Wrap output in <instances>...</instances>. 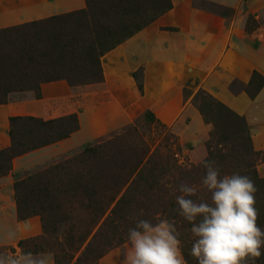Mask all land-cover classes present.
Wrapping results in <instances>:
<instances>
[{
  "label": "trees",
  "instance_id": "trees-1",
  "mask_svg": "<svg viewBox=\"0 0 264 264\" xmlns=\"http://www.w3.org/2000/svg\"><path fill=\"white\" fill-rule=\"evenodd\" d=\"M171 9L170 0H86L82 10L1 28L0 105L8 104L17 92H33L41 98L46 83L65 81L78 87L102 82L101 58ZM263 87L264 77L255 71L244 90L255 99ZM139 90L143 91L141 84ZM193 102L212 126L206 159L216 162L221 175H247L255 182L258 223L264 229V177L256 169L260 153L253 148L245 117L206 92L195 95ZM146 113L148 119L154 117ZM10 123L11 145L0 150V176L10 172L13 159L67 139L80 129L74 114L53 120L13 116ZM134 130L85 146L25 177L15 176L20 220L33 215L42 220L43 235L20 242L24 254L48 251L54 264L74 260L97 264L128 241V229L136 219L156 223L166 218L191 227L177 215L176 196L181 195L178 187L184 182L197 186L193 200L210 202V193L200 185L206 172L203 164L183 166L169 150L160 147L151 152L139 139L130 143L127 138L138 136ZM185 259L193 261L189 253ZM256 264H264V256Z\"/></svg>",
  "mask_w": 264,
  "mask_h": 264
},
{
  "label": "rangeland",
  "instance_id": "rangeland-1",
  "mask_svg": "<svg viewBox=\"0 0 264 264\" xmlns=\"http://www.w3.org/2000/svg\"><path fill=\"white\" fill-rule=\"evenodd\" d=\"M29 2L33 3L36 2V0H19L18 3L19 5H27ZM170 2L172 4V9L159 17L144 30L153 29V31H155L156 28L173 30L174 28L164 23V18L167 20V16L175 8L176 3L180 2V6L185 8L187 14H194L193 11H200L203 13L209 11L211 14L221 18L222 24L226 26L225 37L228 38L230 36L233 43H235V40L243 38L245 42L255 46V49H258L261 44L264 46V36H261V33L264 34V0H170ZM5 8H8V6L5 7L2 5L0 10H4ZM246 52L247 54H253L250 47H246ZM103 58L104 56L101 58V65L103 64ZM102 69L103 80L99 83L72 87L70 90L63 84H61L63 86L59 85L58 88L55 89L52 88L54 86H50L51 84L46 83L49 86L47 88V86H43L45 84L42 85V87H45V94L42 90L44 88H42L41 98H37L33 92H17L13 94L12 100L10 101L9 99L8 103L9 106L13 107V115L11 117L34 116L43 120H53L74 114L79 119L80 129L67 139L49 145L47 148L43 147L45 149H43L40 154H35L33 156L28 155L29 157L27 156V160L32 165L25 167L20 166L23 159H26L21 158L29 153L13 159L10 172L4 176H0V178L11 177L9 181L14 186L16 175L20 174V178L25 177L29 173L37 172L52 163H57L59 160L78 153L85 146H94L104 143L109 139L116 138L119 135L123 136L127 129L133 128L135 129L134 131H137L138 136L136 138H127L128 142L133 143L139 139V141L142 142L141 144L151 149V152L160 147L163 151L169 150L176 154L178 162L183 166L190 167L203 164L202 161L208 156L207 143L212 126L207 124L203 117L202 121L201 118H199L197 122L192 124V109L195 107V109L198 110L193 102L192 96L198 95L199 92H206L212 95L217 101L228 106L223 101L224 99L222 100L217 93H212L203 87L197 91L191 88H185L182 96L185 103H189V101L192 102V109L191 106L188 105L190 106L189 111L184 110L177 120L175 119L172 124H168V122L161 119L160 114L157 115L152 111L149 112H151L154 117L148 119L146 116L147 111H143L140 108L141 103H137V98L135 100L132 99V91H128L129 88H127L126 85H122L121 81L116 76L112 78L109 76V80H106L103 66ZM135 72H137L136 76H134ZM135 72L132 74L134 78V87L139 93L143 94L146 81V70L141 67ZM256 72L264 77L263 72ZM251 79L252 76L248 82H245L242 79L235 78L227 87L228 96L229 94L234 97L245 95L247 99L255 101L257 97L252 99L244 90ZM139 84L143 86V91L139 90ZM229 108L245 117L250 129L253 148L260 153L256 169L259 175L264 177V121L256 120L259 119L257 117L253 119L246 113V109V112L244 111L242 113L231 107ZM10 118L9 131L11 128ZM166 138L169 143L166 142ZM200 197L203 198V194H200ZM13 201L16 210L15 216L6 223L0 222V257L18 259L24 255L20 242L25 239H34L42 236L43 229L40 215H33L24 221L20 220L15 190ZM1 203L2 215L4 217L8 214L11 202L7 196L4 195ZM77 215L78 213L76 216ZM184 224L185 223L182 222L176 226L180 233L179 238L182 242V252L185 258V253L190 252L191 246L196 238L190 231L191 227L189 225L184 226ZM97 229L98 227L96 230ZM128 247L129 242L127 241L122 246L110 251L106 256L101 258L97 264H125V254ZM38 254L41 253L32 255L37 256ZM46 254L47 264H54L53 254L48 251H46ZM190 258L193 259V261L191 260V262L187 264H197V261L192 256H190ZM75 263L74 260L72 264Z\"/></svg>",
  "mask_w": 264,
  "mask_h": 264
},
{
  "label": "crops",
  "instance_id": "crops-1",
  "mask_svg": "<svg viewBox=\"0 0 264 264\" xmlns=\"http://www.w3.org/2000/svg\"><path fill=\"white\" fill-rule=\"evenodd\" d=\"M18 2L19 0H0V7L8 6L0 10V29L86 7V0H36L27 5H19ZM179 3L169 13L168 19L164 18V23L174 28L173 30H144L104 56L102 66L106 80H109V76H116L122 85L129 88L128 91H132V99L137 98V103H141V110L160 114L161 119L168 124L177 120L184 110L189 111L190 106L192 109L191 101L184 102V89L197 91L202 87L217 93L234 110L243 113L246 109L245 112L253 119L257 117L259 119L256 120L264 121V88L255 101L247 99L245 95L234 97L227 94V87L235 78L248 82L254 71L264 73L263 44L255 49V46L248 44L243 38L233 43L230 36L225 37L226 26L222 24L221 18L209 11L187 14ZM261 36L264 34L261 33ZM246 47H250L253 54H247ZM141 67L146 70L143 94L134 87L132 77L133 72ZM49 84L55 89L59 85L72 89L65 81ZM43 86L48 88L49 85ZM42 88L45 94V87ZM12 98L13 94L10 101ZM193 109L192 124L199 118L202 121L200 112L195 107ZM12 111L13 107L9 104L0 105V150L11 145L9 118L13 115ZM43 149L45 148L22 157L21 159H26L19 162L20 166L32 165L27 156L40 154ZM10 178H0V222L5 223L16 214L13 203L14 186L10 183ZM4 195L10 200L11 206L8 214L3 217L1 202Z\"/></svg>",
  "mask_w": 264,
  "mask_h": 264
},
{
  "label": "clouds",
  "instance_id": "clouds-1",
  "mask_svg": "<svg viewBox=\"0 0 264 264\" xmlns=\"http://www.w3.org/2000/svg\"><path fill=\"white\" fill-rule=\"evenodd\" d=\"M206 170L200 185L210 202L197 196V186L180 183L177 215L191 224L196 238L190 249L197 264H256L264 256V229L258 223L255 182L247 175H221L216 162L202 161ZM177 226L169 219H136L128 229L125 264H187ZM0 264H47V254L0 257Z\"/></svg>",
  "mask_w": 264,
  "mask_h": 264
}]
</instances>
